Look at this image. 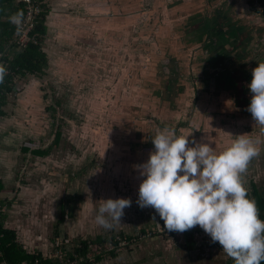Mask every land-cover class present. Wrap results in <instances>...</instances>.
Listing matches in <instances>:
<instances>
[{"label":"rangeland","instance_id":"1","mask_svg":"<svg viewBox=\"0 0 264 264\" xmlns=\"http://www.w3.org/2000/svg\"><path fill=\"white\" fill-rule=\"evenodd\" d=\"M47 1L51 7L47 16L48 23L53 18L52 23L54 25L58 19L62 18L63 20L62 15H60L61 12L63 14L68 12V27L71 28L72 26L76 32L74 40L81 39L77 42L80 44L79 48L77 45L73 47L70 42L65 44L60 38L58 40L57 36L58 32L60 36L62 34L67 35L68 31L61 27L56 32L51 27L52 25L48 24L50 31L47 33L42 47L47 55L49 68L44 70L43 75L28 76L29 80L35 78L38 81V89H41L43 95L48 96V101H54L53 104L47 106V109L41 107L34 110L41 121L40 123L46 126L44 139L34 142L30 139L26 141L31 152L25 156L26 167L19 169L17 173V177L21 175V180L29 179L28 174L30 177L38 175V178H44L43 188L50 190L53 196L54 202L50 204L52 214H46V217L32 212V220L38 222L52 220L55 225L56 221L60 222L64 212L62 226H68L71 229L72 233L69 236L72 240L70 243H73L72 245L68 244L69 252H66H72L77 257L75 249L80 247L81 242H96L90 244V252L86 254L91 264H226L232 258L223 249H220L219 242H213L210 235L199 225L183 232L168 231L163 228V220L160 219L154 208L138 205V188L143 177L136 179L135 174L140 168V161L134 160H137L136 157L143 160L147 153L149 154V149L154 150V145L152 147L150 145L153 139L151 132L156 133L168 128L174 130L177 135H181L182 130H189L192 133V135L187 136L190 146H192L191 140L200 137L196 134L200 127L193 126V121L191 122L194 115H201L202 112L195 107L197 103L201 105V100L198 98L200 94L196 92V70L189 63L193 60H198L201 63L203 60L209 59L215 50L220 49L218 44L219 33L224 38H229L223 47L220 58L226 59L227 64L225 65L232 63L234 57L243 55L245 46L248 47L249 41L243 37V31H238L237 26L232 28V24L226 19L220 18L216 22L214 18L208 24V34L212 37L208 42L203 38V43L197 45V39L200 34L204 33V27L194 24V22L193 24L189 23L184 15L178 17L177 14L175 17L171 12V18L167 21L170 24L168 26L170 31L174 30L180 21L186 22L188 26L184 28V37L178 40V45L186 46L192 43L193 46L188 53L189 63L183 64V67H177L173 76H169L168 64L160 62V70L162 68L165 78L159 83L158 88L154 89L155 85L149 83L155 82L158 74L149 75L148 83H142L143 79L137 82L138 76L142 73L145 77L148 75L145 68L148 65L144 67L143 71L141 69L138 71L135 68L137 66L133 64L135 61L134 53L138 52L139 49L140 36L138 38L133 37L132 41L124 45L128 55H123V34L121 33L123 26L115 23L111 11L101 10L93 0H85L86 7L81 2L85 10L70 2L68 5L67 1L63 5H56L57 0ZM145 1L147 10L153 4L157 7L162 4V7L171 10L170 3L175 2V0ZM253 1L256 4L257 1ZM236 6L235 12L240 19L249 18L250 21L264 26L263 17L259 13L251 11L252 6L246 0H239ZM75 16L76 19L73 18ZM149 20L154 21L153 18ZM101 22L105 23V30L102 29ZM157 25L158 27L160 25L165 26L161 21ZM136 26L138 23L134 24V29ZM150 26L151 23L149 22L148 28ZM109 27H115L119 30L113 32L115 39L110 44H104V36L112 35V32L110 34L105 32ZM166 35L167 33L163 36ZM130 36L132 37V33ZM171 41L172 39L169 42ZM175 42L174 39V45ZM143 43L147 48H153L156 43L154 35H147ZM160 45L165 48L163 42ZM20 47L23 48V46ZM253 48L255 53L257 51L262 52V46L255 45ZM78 51L83 52V54H78ZM155 51L157 52L155 58L162 61L164 56H160L159 51L161 49L156 48ZM94 55L99 60L95 59ZM109 56L110 59L107 58ZM248 59V63H250V58ZM60 60L64 61L65 67L76 65L79 69L80 78L88 79L89 84L83 85L85 83H82V86H79L74 79L75 81L72 83L71 81L69 84L63 82L58 87L56 83L61 81H57L56 76ZM218 61L220 62V59ZM182 75L183 79L180 82L178 78H181ZM124 80L127 84L123 82ZM132 82L136 84L134 90L130 91L129 87L133 88L130 86ZM18 84L22 85L19 77L15 79V88L12 92L6 94L5 119L11 117L16 111L18 113V110L21 109L18 103L20 98H26L25 88L23 86L21 88ZM72 85L76 86L75 89ZM236 87L244 90L240 81ZM157 91L159 94L155 96ZM248 94L250 97V91ZM56 97H59L58 101ZM124 97L128 98L130 103L123 102ZM150 100H154V102ZM208 107L210 108L206 105V108ZM239 109L243 111V106ZM174 112L180 116L175 118ZM111 113L113 114L111 115ZM44 114L47 115L45 120L43 119ZM27 120L29 123L31 122L30 119ZM255 126L260 127L259 130L264 133L263 128L258 123ZM219 129L221 130L222 127ZM245 129L250 130L249 124L246 125ZM186 131L184 133L188 134L189 132ZM262 132L257 133L260 135ZM202 133L201 136H204L205 130ZM210 133L209 143L218 144L222 140V138L218 139L215 133ZM56 134H60L58 141ZM258 134L253 135V137H255V141H258L259 153L249 161L246 170L241 173V180L247 194L249 193L248 196L251 195L252 184L260 189L264 181V140L263 136L259 137ZM234 137H228L229 140L231 139L230 144L236 138ZM38 149L50 151V156L37 160L33 152ZM72 164H74V168L71 167ZM34 187L31 185L32 189ZM39 188L42 187L39 186ZM109 197L129 198L132 203L124 209L121 222H112L111 228H105L97 224L95 216L103 202L102 199ZM42 203L46 206V201ZM62 206L63 209L61 210ZM0 209H2L1 205ZM14 217V221L18 222L16 220L19 218ZM19 227V230L24 228H21V223H19ZM123 236L131 238V241L123 239ZM100 238L104 242L103 245H99L97 242ZM113 238L114 241L118 242V245L114 244ZM55 243L52 245L51 252H47L48 249L43 248L49 257L55 258L56 253L59 252L57 242ZM97 257H99V261H97ZM80 261H83V257Z\"/></svg>","mask_w":264,"mask_h":264},{"label":"clouds","instance_id":"2","mask_svg":"<svg viewBox=\"0 0 264 264\" xmlns=\"http://www.w3.org/2000/svg\"><path fill=\"white\" fill-rule=\"evenodd\" d=\"M21 17L22 13H17L11 20L19 25ZM251 73L247 110L264 128V61ZM152 143L154 150L139 166L143 179L138 205L154 208L168 231L183 232L199 225L213 242H219L234 264H262L264 220L241 180V173L259 153L258 141L239 134L217 153L208 142L193 141L189 146L188 137L165 128L156 133ZM102 200L95 220L105 228L121 222L124 209L132 203L124 197Z\"/></svg>","mask_w":264,"mask_h":264},{"label":"flooded vegetation","instance_id":"3","mask_svg":"<svg viewBox=\"0 0 264 264\" xmlns=\"http://www.w3.org/2000/svg\"><path fill=\"white\" fill-rule=\"evenodd\" d=\"M93 1L101 10L111 11L114 15L115 23L117 25L123 26V30H121V33L123 34V55H128V53H126V46L124 45L128 44L129 41H132L133 37L138 38L140 36L138 43L139 49L138 52L134 53L135 61L133 64L137 66L135 68H137L138 71L139 69L143 71L146 68L148 75L147 77H145L142 73V75H139L141 78L138 76L137 82H140V80L143 79L142 83H145L149 81V75L158 74V78H155V82L149 83L155 85L154 89L158 88V86L160 85L159 83L163 78H165L162 68L160 70V62L168 64L167 69L170 72L169 76H173V74L175 75V69L177 67H183V64L185 65L187 64V62L189 63L188 53L189 49L193 46L192 43L186 46L178 45V40L184 37V28H187L188 26L186 25V22L180 21L176 24L174 30L170 31L168 29V26L170 24L167 21L171 18V12L175 17L177 16V14L178 17L184 15L186 17L185 19L189 20V23L193 24L194 22V24H199L204 27V33L200 34V37L198 39L196 38L197 45L203 43V38H205V41L208 42V40L212 37V35L208 34V24L212 22L214 18L216 22H218L220 18L226 19L229 23L232 24V28L237 26L239 28L238 31H243V37H245L249 41L247 43L248 47L245 46V53L241 56L234 57L235 59L232 61V63L225 65L227 64L225 62L226 59L224 58V60H222V57L220 58L223 47L229 39L224 38L221 33L218 34V44L220 45V49H217L214 52L212 51L213 53L211 57L209 59L203 60L201 63L200 61L198 62V60H193L191 63H189L192 67H195L196 70V92L200 94L198 98H200L201 100V105L197 103L195 104V107L197 108V110H200L202 112L201 114L198 111L201 115H194L192 117L193 120L191 119V122L193 121V126L200 127V130L196 131V134H198L200 137L195 138V140H191V143L193 144V141L201 142L202 140V142L209 143V136L211 135L210 132H213L216 134V136L220 135L222 138V140L218 144L210 143L214 147L215 151L219 153L229 146L231 141V139H228L229 136L237 137V135L243 134L250 138H253V134L251 133V135L249 130L245 129L246 125L248 124L247 117H249V111H246L247 106L250 103V97L248 94L249 89L247 85L252 78L251 70L257 66L258 62L264 61V26L262 24H258L257 22L250 21L249 18L242 20L238 17V15H236V3L239 0H175L174 3H170L171 10L167 9V7H162V4L159 7L153 4V6L147 10L145 0ZM246 1L249 5L252 6L251 11L259 13V15H261L264 19V7H261L258 2H256L255 4L253 0ZM148 17L153 18L154 21L151 22L149 20L150 18ZM160 21L165 26L160 25L158 27L157 24ZM149 22L151 23L152 27L150 26L148 28ZM137 23L138 26H136V28L134 29L133 26ZM101 25L103 26L102 29L105 30V23L101 22ZM116 30L119 29L115 27H109V29L105 31L106 33L109 32V34L110 32H112V35L104 36V44H110L113 39H115L113 32H115ZM221 32L223 33V31ZM252 32L253 34L251 35ZM130 33H132V37L130 36ZM165 33H167L168 36L166 35L164 37L163 35ZM147 35H154V40L156 43L154 44L153 48H147L143 43L144 40H146ZM171 35L172 37H170ZM177 36H179L180 38ZM170 39H172L171 42H169ZM174 39L177 42H175V45L173 44ZM162 42L163 45H165V48L160 45V43L162 44ZM255 45L262 46V52L257 51V53H255L253 48ZM156 48L161 49V51H159L160 56H164L162 61L155 58L157 55V52L155 51ZM214 55L216 56V61H214L213 59ZM94 57L96 56L94 55ZM107 58L110 59L111 57L109 56ZM248 58H250V63H248ZM219 59L220 62L218 61ZM97 60L99 59L97 58ZM100 62L102 61L100 60ZM182 79L183 75L181 78H178L180 82ZM239 81L242 83L244 90L238 89L236 87ZM123 82L127 84L125 80ZM135 84L136 83L134 82L130 83V86L133 87H129L130 91L134 90ZM158 94V91L155 92V96ZM124 101L130 103L128 98L125 97L123 98V102ZM150 101L154 102V100ZM206 105L210 106V108H206ZM242 106L243 111H240L239 108ZM167 112H169L168 109ZM112 114L113 113H111V115ZM173 115L175 118H178L180 116L175 112ZM220 127H222L221 130L219 129ZM203 130H205V134L204 136H201L203 134ZM185 131L186 130H182V133L180 134L182 136L185 135V137L190 136V134L192 135L189 130L186 131L189 132L188 134L184 133ZM151 133V135H153L154 137L157 132ZM150 145L152 147L153 143H150ZM152 150L153 149H149V153ZM148 158L149 154L147 153L146 158L140 160L141 163L143 164L145 161H147ZM141 163L139 164L142 165ZM135 177L137 180L139 179V177H141L140 168L137 169Z\"/></svg>","mask_w":264,"mask_h":264},{"label":"crops","instance_id":"4","mask_svg":"<svg viewBox=\"0 0 264 264\" xmlns=\"http://www.w3.org/2000/svg\"><path fill=\"white\" fill-rule=\"evenodd\" d=\"M68 2V5L74 4L75 6H80L82 9L85 10L86 7V1L85 0H57L56 5H63L64 2ZM70 2V3H69ZM84 4V6L81 4ZM76 12V11H75ZM80 12V11H79ZM68 12L63 14L61 12L60 15H62V18L58 19V22H55L53 25L52 19L51 22L48 24H51L53 29L57 32L59 29L64 27L68 32L67 35L62 34L60 36L58 32V40L59 38L63 40V43L68 44L69 42L74 47L77 45V47H80V44L77 42L81 39L78 38L76 41L74 40V35H76L74 32L75 28L68 27L67 21L69 20V17L67 15ZM79 14L77 13V16ZM76 19V16L73 17ZM73 18L70 17L71 20ZM65 22V24H64ZM70 30V31H69ZM50 29L48 28V32ZM51 33V32H50ZM48 35V34H47ZM56 38V39H57ZM55 40V38H54ZM53 40V41H54ZM78 54H83V52H77ZM216 56L214 55V61ZM58 64L59 69L57 71V81H61L60 83H56V85L59 87L63 82H67L68 84L75 81L78 82L79 86H82V83H85L83 85H88L89 80L88 79H81L79 76V69L76 65H68L65 67L63 65L62 60L59 61ZM104 67V66H103ZM77 68V69H76ZM81 73V72H80ZM29 76V75H28ZM28 76L25 78H22L20 82H22V85H19L21 88H25V99L20 98V101L18 102L20 104V111L18 110V113L16 111L15 114H13L11 117L4 118V120L0 121V182L3 186V191L0 194V199L3 201V203L7 206L8 213L6 215L5 220V228L11 231H14L18 235V243L23 248V250L29 254V255H36L40 254L44 258H49L48 253H45L43 251L44 249H48L47 252L52 251V245L59 241L63 243V247H65V251H68V244L72 245L73 243H70L71 238L69 236L71 232V229L64 225L62 226V223L64 222V212L62 213V217L60 219V222L56 221L55 225L54 222L48 221V222H38L37 220H32L31 213H38L40 216H46L51 215L52 206H50L51 203L54 201L52 200L53 196L50 193V190H44L43 188V179L44 178H38V175H30L28 174L29 179L21 180V175L17 177V173L19 172V169L26 167V155L31 152V150L27 147L28 144L26 141L28 139L32 140L33 142L35 140L44 139V132H45V125H42L40 122V119L38 118L36 112L34 111L36 108H43L53 104V100L48 101V96L43 95L41 92V89H38L39 83L35 78L28 79ZM31 77V76H29ZM75 79V80H74ZM21 84V83H20ZM66 84V83H65ZM75 84V83H74ZM55 85V86H56ZM73 89H75L74 85ZM54 87V86H53ZM15 88V87H14ZM28 96V98H27ZM45 98V99H44ZM59 97H56V100L58 101ZM17 103V104H18ZM10 105V103H9ZM249 105V104H248ZM39 106V107H38ZM28 108H30L28 110ZM27 112L28 115H27ZM55 113V112H54ZM45 117L47 118V115H43V119L45 120ZM27 119H30L31 122L29 123ZM248 124L250 126L249 132L253 135L258 134L257 132H262L259 130L260 127H256L257 124L254 119L251 116V113L249 112V117H247ZM37 126H36V125ZM262 129V128H261ZM264 131V128H263ZM264 133L258 134L259 137L263 136L264 140ZM57 135V141L60 140V134ZM221 139V136L218 135V139ZM253 140H255V137H253ZM34 155H36V159L40 160L46 157L50 156V151H40L35 150ZM137 160H134L136 162H139V158L136 157ZM141 163V161L139 162ZM142 164V163H141ZM72 168H74V164L71 165ZM16 177H14V176ZM16 179V181H14ZM19 182H21L19 184ZM23 182V183H22ZM31 185L35 186L33 189L31 188ZM42 187V188H39ZM46 201V206L42 202ZM39 205V206H37ZM50 207V208H48ZM63 209V206L61 210ZM47 212H46V211ZM17 216L19 220H16L18 222H15L14 219ZM47 217V216H46ZM19 223H21V228L23 230H19ZM78 229V228H76ZM75 229V231H76ZM56 244V243H55ZM67 245V246H66ZM78 248V247H77ZM76 248V249H77ZM75 249V250H76ZM40 250V251H39ZM69 252V251H68ZM72 253V252H71ZM68 254V253H67ZM51 257V256H50Z\"/></svg>","mask_w":264,"mask_h":264},{"label":"trees","instance_id":"5","mask_svg":"<svg viewBox=\"0 0 264 264\" xmlns=\"http://www.w3.org/2000/svg\"><path fill=\"white\" fill-rule=\"evenodd\" d=\"M257 1L261 7H264V0ZM37 3L41 9L31 32L33 39L26 47L22 48L13 42L18 25L12 22L11 17L17 13H22L21 20L24 19L27 5L19 0H0V63L5 64L0 72V121L6 116L4 113L6 94L12 92L15 79L17 77L22 79L28 75H43L44 70L49 68L48 58L42 46L48 33L47 16L51 7L47 0H37ZM251 189V199L256 203L259 217L264 220V181L260 189H257L254 184L251 185ZM2 191L3 186L0 182V194ZM0 205L2 207L0 211V264H61L58 259L53 257L44 258L40 254H27L18 243L17 233L5 228L7 206L1 199ZM123 239L131 241V238H125V236ZM97 242L99 245L104 244L101 238ZM94 243L96 242H81L80 247L75 250L78 256L75 257L72 253H68L67 258L72 262L76 261L77 264H91L86 254L90 252V244ZM114 244L118 245V242L114 241ZM219 248L222 249V246L219 245ZM62 250L65 251V247H62ZM81 257H83L82 262L80 261ZM99 260L97 257V261ZM226 264H234L233 258Z\"/></svg>","mask_w":264,"mask_h":264},{"label":"built area","instance_id":"6","mask_svg":"<svg viewBox=\"0 0 264 264\" xmlns=\"http://www.w3.org/2000/svg\"><path fill=\"white\" fill-rule=\"evenodd\" d=\"M27 5V12L24 19L21 20L20 24L18 25L17 32L14 36L13 42L19 46L26 47L29 42L33 39L31 37V32L36 24L37 15L40 14V5L37 3V0H19ZM4 63H0V72L4 68ZM2 209H0L1 211ZM63 243L58 242L57 250L55 258L60 261L61 264H77V262H72L70 259L67 258V252L62 250ZM7 264V263H5Z\"/></svg>","mask_w":264,"mask_h":264},{"label":"water","instance_id":"7","mask_svg":"<svg viewBox=\"0 0 264 264\" xmlns=\"http://www.w3.org/2000/svg\"><path fill=\"white\" fill-rule=\"evenodd\" d=\"M95 59H97V56L96 57H94ZM97 61V60H96Z\"/></svg>","mask_w":264,"mask_h":264},{"label":"bare ground","instance_id":"8","mask_svg":"<svg viewBox=\"0 0 264 264\" xmlns=\"http://www.w3.org/2000/svg\"><path fill=\"white\" fill-rule=\"evenodd\" d=\"M141 78V77H140ZM15 104V103H14ZM55 114V113H54ZM54 119V118H53ZM135 128V127H134Z\"/></svg>","mask_w":264,"mask_h":264}]
</instances>
